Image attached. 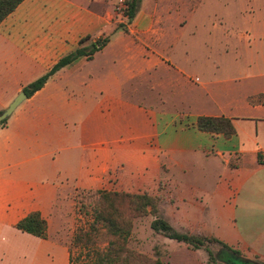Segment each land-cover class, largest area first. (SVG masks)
Here are the masks:
<instances>
[{
    "label": "crops",
    "instance_id": "obj_1",
    "mask_svg": "<svg viewBox=\"0 0 264 264\" xmlns=\"http://www.w3.org/2000/svg\"><path fill=\"white\" fill-rule=\"evenodd\" d=\"M224 1L216 20L202 0H140L126 32L109 33L102 0H24L1 22L0 113L62 58L107 42L0 127V264H71L48 230L68 186L161 196L174 230L264 264V0ZM215 26L239 36L203 34ZM108 47L125 78L151 82L145 101L115 71L84 70ZM199 117L230 120L234 134L200 131ZM33 212L46 239L16 229Z\"/></svg>",
    "mask_w": 264,
    "mask_h": 264
},
{
    "label": "trees",
    "instance_id": "obj_2",
    "mask_svg": "<svg viewBox=\"0 0 264 264\" xmlns=\"http://www.w3.org/2000/svg\"><path fill=\"white\" fill-rule=\"evenodd\" d=\"M24 0H0V24ZM140 0H125V17L130 23L137 12ZM126 32L124 26H120ZM107 41L92 45L87 50H76L62 58L50 71L23 88L27 98L43 88L47 80L60 69L70 64L79 56L90 57L102 49ZM7 119L0 123L5 126ZM198 130L222 134L229 137L234 134L230 120L224 118L199 117L196 121ZM90 211L86 226L76 231L69 244L71 264H167L157 251L149 257L130 247L135 221L151 216L150 229L164 238L182 243L193 250H204L211 264H235L240 253L232 250L214 238L203 234H188L174 230L160 212L162 199L158 195L146 192L131 194L114 191H87ZM22 233L39 239H46L47 224L38 212L30 213L16 226ZM217 244L222 250L218 256L209 249V244ZM218 260L220 262H218ZM239 263V261H238Z\"/></svg>",
    "mask_w": 264,
    "mask_h": 264
},
{
    "label": "rangeland",
    "instance_id": "obj_3",
    "mask_svg": "<svg viewBox=\"0 0 264 264\" xmlns=\"http://www.w3.org/2000/svg\"><path fill=\"white\" fill-rule=\"evenodd\" d=\"M86 2L88 0H85ZM108 6V13H110V21L115 23V27L110 30L109 33L122 32L118 26H125L128 24L127 18L124 15V1L125 0H102ZM192 3H197L198 0H192ZM203 1V9L206 8L209 10V15L213 12L210 10L211 5H215L216 2L220 3L221 0H202ZM225 3V1L223 0ZM222 3V4H224ZM222 4L214 6L218 9L216 13L215 19L223 16L222 12L224 9L222 8ZM215 14H213V17ZM107 33V34H109ZM203 34L214 35L213 37H226L236 41L239 36L237 30H228L226 31L224 28L219 27H207L206 30L203 31ZM116 50V48H115ZM119 55L116 53L115 56ZM122 53H120V56ZM113 50L111 47L106 48L103 52H100L96 55L94 61L84 64V70H89L93 72H97L100 74L109 75L111 72H116L123 82H125V87L130 89V87L136 88L138 93L135 97L136 100L145 101L146 94H149V85L151 82L146 79L139 78L134 80H129L125 78L124 73H122L118 68H115V64L113 63ZM123 66V65H122ZM117 67V66H116ZM114 68V70H113ZM156 82V81H155ZM16 98V97H15ZM24 102V101H23ZM22 102V103H23ZM21 103V104H22ZM147 107L149 105L144 104ZM20 106V105H19ZM151 107H160V106H151ZM75 152V151H74ZM77 153L74 154L76 156ZM88 190H75L73 186H68L67 188H62L59 191V195L57 196V203L55 204L54 211H52L51 217L49 219V235L52 240L60 241L68 246L73 234L86 226L90 211L89 202L90 199L87 198ZM91 191H103V190H91ZM161 197V196H160ZM162 199V197H161ZM162 200L160 209L162 208ZM167 203V202H166ZM161 212V211H160ZM153 217L148 216L143 219H138L135 221L134 229H133V237L130 242V247L133 250H136L142 254H145L149 257H154V251L160 255L163 262L167 264H176L179 263H187V264H211L208 260L207 253L204 250H193L185 244H177L172 242L166 238H164L161 234L153 233L150 229L151 221ZM209 249L216 256L219 255L222 248L217 244H209ZM171 253L174 255H171ZM171 256L173 259L171 260ZM218 262H220L218 260ZM224 264V263H222Z\"/></svg>",
    "mask_w": 264,
    "mask_h": 264
},
{
    "label": "water",
    "instance_id": "obj_4",
    "mask_svg": "<svg viewBox=\"0 0 264 264\" xmlns=\"http://www.w3.org/2000/svg\"><path fill=\"white\" fill-rule=\"evenodd\" d=\"M26 99H27V96L25 95V93L20 92L16 96V98L9 104V106L0 113V123L8 119L13 114V112L16 110V108Z\"/></svg>",
    "mask_w": 264,
    "mask_h": 264
},
{
    "label": "flooded vegetation",
    "instance_id": "obj_5",
    "mask_svg": "<svg viewBox=\"0 0 264 264\" xmlns=\"http://www.w3.org/2000/svg\"><path fill=\"white\" fill-rule=\"evenodd\" d=\"M239 261V263H238ZM235 264H254L252 262H248V261H244L242 258L237 257V262H235Z\"/></svg>",
    "mask_w": 264,
    "mask_h": 264
},
{
    "label": "built area",
    "instance_id": "obj_6",
    "mask_svg": "<svg viewBox=\"0 0 264 264\" xmlns=\"http://www.w3.org/2000/svg\"><path fill=\"white\" fill-rule=\"evenodd\" d=\"M124 10H126V7H124ZM125 13V12H124ZM262 156H264V152L261 153Z\"/></svg>",
    "mask_w": 264,
    "mask_h": 264
}]
</instances>
